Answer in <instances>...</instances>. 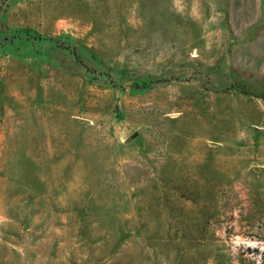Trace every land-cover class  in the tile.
<instances>
[{
  "label": "rangeland",
  "instance_id": "obj_1",
  "mask_svg": "<svg viewBox=\"0 0 264 264\" xmlns=\"http://www.w3.org/2000/svg\"><path fill=\"white\" fill-rule=\"evenodd\" d=\"M0 264H264V0H0Z\"/></svg>",
  "mask_w": 264,
  "mask_h": 264
}]
</instances>
